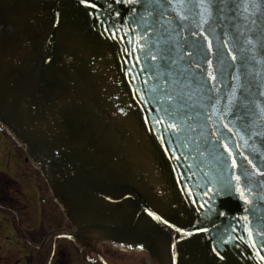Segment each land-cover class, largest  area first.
<instances>
[{"label":"water","instance_id":"1","mask_svg":"<svg viewBox=\"0 0 264 264\" xmlns=\"http://www.w3.org/2000/svg\"><path fill=\"white\" fill-rule=\"evenodd\" d=\"M91 3L0 0V127L72 225L53 241L264 264V177L245 159L264 170V5Z\"/></svg>","mask_w":264,"mask_h":264},{"label":"rangeland","instance_id":"2","mask_svg":"<svg viewBox=\"0 0 264 264\" xmlns=\"http://www.w3.org/2000/svg\"><path fill=\"white\" fill-rule=\"evenodd\" d=\"M23 157L24 154L19 149L15 150L6 135L0 130V171L10 175L20 183L21 193L29 203L28 209L20 216V223L22 224V233L20 234L13 214L0 208V264H45L44 261L50 254L52 244L51 232H59L58 229L69 226L68 222L63 219L62 212H58L56 205L51 202L49 192L46 194V200L54 210L42 220L37 182L43 188H45V184L39 178L38 172L36 175L37 182H35V174L23 162ZM21 234L27 236L29 243ZM35 244H41V249L34 247ZM64 245L65 243L62 241L58 243L54 264H58V262L85 264L74 254L73 250L67 249V246ZM116 254L115 257L110 256V260L114 258L119 260L116 264H133L138 262V258L142 256V253Z\"/></svg>","mask_w":264,"mask_h":264},{"label":"snow or ice","instance_id":"3","mask_svg":"<svg viewBox=\"0 0 264 264\" xmlns=\"http://www.w3.org/2000/svg\"><path fill=\"white\" fill-rule=\"evenodd\" d=\"M116 2L119 3V2H121V0H116ZM176 2L177 3H184V2H186V0H176ZM213 2H214V0H196V3H198L201 6H204V5H207V4H211ZM244 2L251 3L252 5L257 7V9H259L262 5H264V0H244ZM80 3L85 5V6L92 7V8L96 7V5L94 3H91V0H80ZM148 3H155V4L159 5L160 7H170L171 4L173 3V0H163V2H162V0H148ZM204 11L207 12V8L206 7L204 8ZM245 11H247V9H245ZM117 15H119V13H117ZM56 16L59 17L60 13L57 12ZM181 19H187V17L186 16H181ZM204 22L205 23H209L208 20H205ZM57 23H58V21H57ZM252 23L255 24L256 21L253 20ZM193 35H195V33H193ZM248 43H251V41L249 40ZM209 49H211V43H209ZM188 55L191 56L192 52H189ZM205 56H207V52L205 53ZM155 58L156 57H153V59H155ZM50 59L51 58L49 57V60ZM233 59H235V57H233ZM205 62L208 63V64L212 63L210 60H206ZM197 67H200V65L197 64ZM208 75L211 77L212 80L216 79V77L214 75H212L211 73H208ZM167 82H168L167 80L164 81L165 84H167ZM169 98L171 99V97H169ZM167 115L169 117H172L173 113L167 112ZM208 118L210 119L211 117H208ZM173 127H177L181 131L183 130L182 128L179 127V125H173ZM225 148H227V145H225ZM245 159L248 161L249 164L252 165V167L254 169H256V174L258 176L264 177V170H262L260 168H257V165L253 164V162L250 159H248L247 157H245ZM232 166L234 168H239V165L236 163L234 157H233V165ZM250 175H251L250 173L245 172V173H243L241 175H237L235 177V179L239 182L241 180L242 176H243L244 179L247 180L250 177ZM239 191H240V196L242 198L245 197V192H244L243 188H241ZM233 192H234V186L231 183V181H220L218 183V186L216 188V194L221 195L223 197H230L231 195H233ZM149 214L150 215H155L154 213H149ZM219 215H226V214L225 213H219ZM155 218L158 219V220L162 219V217H159V216H156ZM164 223H168V221L164 220ZM197 224H202V220H197ZM173 227H175V226H173ZM176 230H177V232H181L182 231V229H180V228H177ZM225 230L227 231V229H225ZM197 231L198 232H208L209 229L206 228V227H200V228H197ZM259 231L261 232V234H264V225H262L260 227ZM188 235H192V233H188ZM249 235H252V232L250 230H249ZM223 242L224 241L222 239L219 241V243H223ZM255 243H256L255 240H253L252 241L253 246H255ZM216 255L221 260L225 259V256L221 255V253L218 250L216 251ZM261 259H264V256H262Z\"/></svg>","mask_w":264,"mask_h":264},{"label":"flooded vegetation","instance_id":"4","mask_svg":"<svg viewBox=\"0 0 264 264\" xmlns=\"http://www.w3.org/2000/svg\"><path fill=\"white\" fill-rule=\"evenodd\" d=\"M24 159L25 158H23V161H24ZM35 182H37V178H35ZM37 193H39V199H40V201H39V203H40V213H42V220H44L46 217H48V215L50 213H52V211L54 210V208L50 204L48 205L49 202L46 200V194H47L46 188H43V186H39V183L38 182H37ZM50 200H51V198H50ZM44 201H45V203H44ZM70 227L71 226L69 225V226H67L65 228H60V229H62V230H68V229H70ZM60 229H58V230H60ZM52 236H51V238H52ZM51 238H50V240H51ZM61 241L65 243V245L67 246V249H69L71 251L73 250L75 252L74 254L81 260V262L83 261L85 264H104L103 261H106L109 264H116L117 261H119V260H117L115 258L113 260L112 259L110 260V256H112V257L114 256L115 257V254L116 253H119V254H123L124 253V252H118V251H115V250H112L111 251V250L108 249L107 246H105L103 244L102 245H97L95 247V249L92 250V251H89V252L82 251L81 252V251H78L77 250V248L73 245L72 242H68V241H66L65 239H62V238L54 242V243H56L55 244V251H54V253L57 250L58 243L61 242ZM61 248H63V247H61ZM119 254H116V255H119ZM133 254H139V253H133ZM144 255L145 254L142 253V256L140 258H138L139 261L136 262V263H133V264L140 263L143 260V256Z\"/></svg>","mask_w":264,"mask_h":264},{"label":"trees","instance_id":"5","mask_svg":"<svg viewBox=\"0 0 264 264\" xmlns=\"http://www.w3.org/2000/svg\"><path fill=\"white\" fill-rule=\"evenodd\" d=\"M0 205L10 207L17 213L26 210L28 205L23 198L19 183L3 172H0ZM58 264L64 263L58 262Z\"/></svg>","mask_w":264,"mask_h":264}]
</instances>
